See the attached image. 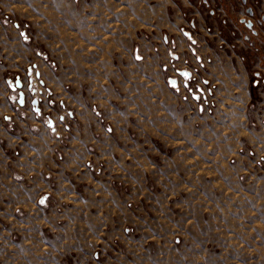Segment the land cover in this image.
<instances>
[{"label":"rangeland","instance_id":"rangeland-1","mask_svg":"<svg viewBox=\"0 0 264 264\" xmlns=\"http://www.w3.org/2000/svg\"><path fill=\"white\" fill-rule=\"evenodd\" d=\"M54 1L29 0L28 17ZM12 17L26 25L19 13ZM92 25L101 24L78 10L75 30L24 29L37 57L58 72L65 101L93 107L109 134L85 165L99 182L92 206H64L55 197L39 214L63 217H35V206L8 199L20 190L0 189V264H264V165L248 156L243 127L228 142L216 120L171 124L165 109L181 115L173 102L191 97L164 90L171 63L151 56L168 47L153 50L144 39L154 32L143 28L141 45H108L122 31ZM59 110L69 118L67 107ZM77 192L87 196L81 186Z\"/></svg>","mask_w":264,"mask_h":264},{"label":"crops","instance_id":"crops-1","mask_svg":"<svg viewBox=\"0 0 264 264\" xmlns=\"http://www.w3.org/2000/svg\"><path fill=\"white\" fill-rule=\"evenodd\" d=\"M78 1L84 5L78 6ZM28 9L29 0L15 5L0 0V189L22 192L8 194V199L35 206V217H63L39 214L55 197L64 206H92L93 184L99 182L85 165L98 151L94 143L109 137L93 118V107L65 101L58 72L20 37L23 23L13 21L14 13L30 29L60 30L63 25L75 30L79 10L90 14L93 24H101L92 28L122 31L108 45H141L138 32L152 30L144 42L153 50L160 44L168 47L161 56H151L171 63L165 92L191 97L175 100L174 111L180 106L181 115L165 109V119L175 126L186 119L198 127L206 118L219 121L227 133L223 141L228 142H236L241 126L248 134V156L260 159L263 167L264 26L257 21L264 17V0H90V5L87 0H55L52 6L38 7L35 13L41 16L33 21ZM41 88L49 94L47 102L40 97ZM62 105L69 118L60 112ZM80 186L87 196L79 199Z\"/></svg>","mask_w":264,"mask_h":264},{"label":"flooded vegetation","instance_id":"flooded-vegetation-1","mask_svg":"<svg viewBox=\"0 0 264 264\" xmlns=\"http://www.w3.org/2000/svg\"><path fill=\"white\" fill-rule=\"evenodd\" d=\"M243 3H246V0H241ZM257 25L258 26H264V17H262V18H260V19H258V21H257ZM27 28V25H23L22 24V31H21V33H20V37L21 38H23V39H25V31H24V29H26Z\"/></svg>","mask_w":264,"mask_h":264},{"label":"water","instance_id":"water-1","mask_svg":"<svg viewBox=\"0 0 264 264\" xmlns=\"http://www.w3.org/2000/svg\"><path fill=\"white\" fill-rule=\"evenodd\" d=\"M34 103H37L36 101H34Z\"/></svg>","mask_w":264,"mask_h":264},{"label":"built area","instance_id":"built-area-1","mask_svg":"<svg viewBox=\"0 0 264 264\" xmlns=\"http://www.w3.org/2000/svg\"><path fill=\"white\" fill-rule=\"evenodd\" d=\"M35 94V93H34ZM40 95V93H38Z\"/></svg>","mask_w":264,"mask_h":264},{"label":"snow or ice","instance_id":"snow-or-ice-1","mask_svg":"<svg viewBox=\"0 0 264 264\" xmlns=\"http://www.w3.org/2000/svg\"><path fill=\"white\" fill-rule=\"evenodd\" d=\"M41 203H43V201H41Z\"/></svg>","mask_w":264,"mask_h":264}]
</instances>
